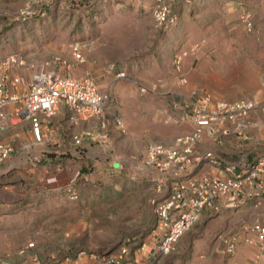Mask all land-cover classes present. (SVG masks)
Here are the masks:
<instances>
[{"label": "rangeland", "instance_id": "rangeland-1", "mask_svg": "<svg viewBox=\"0 0 264 264\" xmlns=\"http://www.w3.org/2000/svg\"><path fill=\"white\" fill-rule=\"evenodd\" d=\"M152 4L153 0H0V52L23 51L33 65L31 71L56 55L70 61L73 42H79L85 57L83 63L72 61L75 76L85 74L87 66L106 71L111 63L128 71L124 78L112 79L111 72L97 77L98 86L111 96L105 111L107 147L92 141L72 146L76 153L60 147L58 142L64 144L73 132L81 131L75 129L80 122H70L67 116V123L55 121L56 130L53 127L45 143L31 150V157L25 151L13 152L19 155V167L7 180L0 174V264H88L74 259L79 251L110 253L124 242H129L131 252L142 243L153 248L155 181L146 164L148 146L170 144L185 130L163 122L162 105L168 108L176 95L187 99L193 90L213 99L264 101V0H178L175 11L181 14L168 28L157 24ZM26 5L34 12L22 19L19 12ZM243 9L252 15L250 30L240 18ZM187 15L189 20L183 19ZM200 40L196 54L183 61L187 81L180 84L172 53ZM155 80L164 86L140 90ZM115 114H120L124 132L116 129ZM89 123L87 127L94 126ZM12 133L6 130L4 135ZM23 134L27 138L23 131L16 139ZM41 152L45 157L35 160ZM24 157L29 163L22 161ZM12 183L18 187L10 192L6 186ZM1 189L11 193L9 202H1ZM197 237L201 239L187 230L180 238L184 245L177 243L160 264H191Z\"/></svg>", "mask_w": 264, "mask_h": 264}, {"label": "built area", "instance_id": "built-area-1", "mask_svg": "<svg viewBox=\"0 0 264 264\" xmlns=\"http://www.w3.org/2000/svg\"><path fill=\"white\" fill-rule=\"evenodd\" d=\"M171 3L172 0H153L151 6L153 18L163 28L177 22ZM33 12L32 7L26 5L19 12V17L26 19ZM40 14L43 15L44 11ZM240 18L247 30L253 28L251 12L243 9ZM201 43L202 40L195 41L173 51V65L180 84L187 81L181 71L184 59L196 54ZM70 53V61L56 55L31 71L33 65L28 64L23 51L0 52V163L17 150L25 151L31 157V150L45 143L50 132V120L60 106L68 110L70 122L83 120L94 124L73 134V144L79 146L84 139L102 148L110 144L105 130V111L111 96L107 89L99 88L97 77L92 72L86 71L80 77L72 73L73 62L85 61L79 42L70 44ZM106 72L112 73V79L128 76V71L120 64H109ZM261 75L264 80V62ZM163 86L161 80H155L148 86H141L140 90L145 92ZM253 110L264 113V101L253 97L213 99L209 93L199 90L191 92V100L187 103L170 100L163 122L180 125L188 122V128L175 135L170 144L155 142L148 146L146 164L151 168L152 180L155 181V195L151 199L156 216L155 246L148 248L142 243L140 248L150 255L136 260L131 257L129 242H124L110 253L81 250L74 259H85L88 264H160L161 258L175 249L180 236L197 221L204 209H215L221 204L229 209L237 208L244 203V197H252L257 190L262 193L257 196L264 198V180H257L264 168V156L238 170L237 163L224 165L210 150L201 154L195 152L196 144L205 136L215 138L232 132L243 139L248 138L247 117ZM113 120L116 129L124 132L125 125L120 114H115ZM6 130L13 133L4 138ZM23 131L27 132V138L23 134L24 138L17 140ZM45 155L41 152L34 159ZM202 164L213 166L218 172L195 173L194 170ZM1 192L6 199L2 200V197L1 201L9 202L7 196L11 194L4 190ZM69 194L72 198L76 196ZM220 241V249L225 256L234 255L242 242L255 245L257 250L249 264H264L263 221L246 224L241 231H228L220 236ZM33 264L48 263L36 261Z\"/></svg>", "mask_w": 264, "mask_h": 264}, {"label": "crops", "instance_id": "crops-1", "mask_svg": "<svg viewBox=\"0 0 264 264\" xmlns=\"http://www.w3.org/2000/svg\"><path fill=\"white\" fill-rule=\"evenodd\" d=\"M177 1L178 0H172L171 3L172 11L175 12L176 15L180 13L175 11V5ZM183 19L189 20L188 15ZM86 71L92 72L93 74H95L96 77H100L106 74V71L102 70V68H95L92 66H87ZM80 76L82 75L80 74ZM186 97L187 96H185V98ZM174 99L182 103H187L191 100V95L188 96L187 99H181L176 95L172 100ZM163 107L164 106L162 105L161 113L164 116L166 107L164 108ZM67 116H69V112L66 109V107L60 106L56 114L53 115L50 120V124L48 125L50 132L48 135L54 132L53 127L56 130L55 121L65 120L66 122ZM87 122L88 121H83V120L78 121L77 123L79 124L75 126V129L76 130L84 129V127L90 125V123ZM247 122H248V127L246 129V133L248 134V138L243 139L232 132H229L227 134L226 133L221 134L215 138H210L205 136L196 144L195 152L201 154L207 150H210L222 160L224 165L230 162L237 163L238 170L242 169L244 166H247L248 164L256 162L258 158L264 156V113L260 112L259 110L251 111L247 117ZM187 123L188 122H186L183 125L184 129L188 128ZM226 125H229V123H227ZM73 134L74 132L72 133V135ZM3 137L6 138V136L4 135ZM64 139L66 138L63 137L61 141ZM88 141L89 140L84 139L82 143L84 144V142H88ZM58 143L60 147L64 145L68 146L69 149L73 151L72 153H76L74 149L78 147V145L72 143V136L71 138L69 136L68 141L66 143L64 142V144H62L61 142ZM72 146H75V148H72ZM90 147L91 146H88V149H90ZM78 151L79 149H77V153ZM17 157H19L18 153H12L4 161L0 163L1 176L6 174L4 180H7L8 174L12 173L13 169L19 167L18 166L19 161H17L16 159ZM24 160H26L25 157L22 159V161ZM25 163H29V162L26 160ZM113 165L114 167L118 166L117 163H113ZM27 167L29 169H32L30 166ZM84 168L85 166H81L82 171L84 170ZM194 172L195 173L207 172L214 174L218 172V169L213 166L202 164L201 166L197 167L194 170ZM223 172L224 171H222L221 173ZM260 179L264 180V168L263 171L259 174V178H257V180ZM13 184L15 183L6 186V188H8L10 192H13L18 187V185H13ZM3 188L5 189V185H3ZM261 194L262 193L257 190L253 193L252 197H248V196L244 197L245 199L244 203L234 209H229L222 204L218 205L217 208L215 209L213 208L204 209L201 212L197 221H195L189 228H187L183 232L184 234L187 230L190 229L191 233L195 232L196 235L200 236L201 238L199 239L197 237L192 241V246L190 250L191 264H233L234 262H238L240 264H249V260L251 256L257 250V247L255 245L242 242L239 245L234 255L225 256L220 249L222 246V243L220 241V236L224 235L228 231H235V230L241 231L242 226L256 220H261L264 222V198H260L257 196ZM1 195L4 196L3 192H1ZM3 196H1V198ZM182 235L180 236V238L182 237ZM180 238L177 241L178 245L179 244L184 245L182 243L184 242L183 241L184 237L181 240ZM177 243H176V247H177ZM147 255L149 254L144 250H142L140 247L135 249L133 252H131V257L135 258L136 260L144 259ZM200 257H203L204 259Z\"/></svg>", "mask_w": 264, "mask_h": 264}, {"label": "trees", "instance_id": "trees-1", "mask_svg": "<svg viewBox=\"0 0 264 264\" xmlns=\"http://www.w3.org/2000/svg\"><path fill=\"white\" fill-rule=\"evenodd\" d=\"M78 152H82L81 150H79Z\"/></svg>", "mask_w": 264, "mask_h": 264}]
</instances>
